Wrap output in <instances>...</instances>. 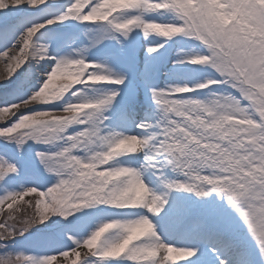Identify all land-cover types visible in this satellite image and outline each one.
Masks as SVG:
<instances>
[{
	"label": "rangeland",
	"instance_id": "374dc122",
	"mask_svg": "<svg viewBox=\"0 0 264 264\" xmlns=\"http://www.w3.org/2000/svg\"><path fill=\"white\" fill-rule=\"evenodd\" d=\"M55 16L24 107L55 105V70L64 97H87L73 128L68 112L0 115V264H156L160 227L161 264H264V0H65Z\"/></svg>",
	"mask_w": 264,
	"mask_h": 264
},
{
	"label": "bare ground",
	"instance_id": "6f19581e",
	"mask_svg": "<svg viewBox=\"0 0 264 264\" xmlns=\"http://www.w3.org/2000/svg\"><path fill=\"white\" fill-rule=\"evenodd\" d=\"M52 1L0 0V43L4 40L3 35H6L7 39L9 38L8 42L0 45V115L3 120L9 118V121L6 123L7 125L18 122V127L20 125L29 126L34 122L29 116L35 114L46 115L41 120L49 122L57 119L59 116L50 117L52 113L62 114L68 112L71 117L70 127L73 128L76 121L73 114L76 106L74 103L76 100H84L87 97L84 93H79L70 98L64 97L63 88L67 83L62 80L63 76L60 70H55V72L47 77V83L43 91L50 94L51 98L53 97L56 101L55 105L52 107L35 104L31 105V107H24L26 103L29 104L27 101H31L29 98L25 99L26 92L28 90L42 88V84L45 82V74L50 71L51 62H53V60L41 58L43 49L38 44V41L50 30V27H44V25L56 23L54 21L58 19L55 15L62 3L65 2V0ZM19 19L23 20L19 21ZM32 28H35V30L32 31ZM9 46L12 48L10 51L7 50ZM14 48L16 51H13ZM141 73L137 72L133 74L138 80H146L147 78L143 77ZM11 77L14 81L10 83L9 80ZM181 88L187 90L185 87ZM8 93L18 94V101L10 102L12 101L11 99L3 98ZM8 102L10 104H7ZM19 106H23V108L15 110ZM133 113H141V111L138 109ZM133 113L131 110H126V114L134 119L137 116L133 115ZM128 124L130 125V122ZM131 136L126 137L128 141H133ZM155 138L157 140L158 137L155 136ZM150 139L151 137H146L144 141L149 142ZM144 146L145 144L143 142H138V144L134 143L128 150V160L124 165L123 180L135 190L141 189L140 178L136 171L138 162H141V160H137L134 151L136 152L137 149H141ZM162 230L169 229L161 227L158 234L149 235L152 242L156 245L154 251H156V254H162L163 256L156 264H161L166 258L165 255L170 250H173L166 246L170 242L168 238H165ZM171 232L172 230H169V233ZM178 243L174 242L172 245L177 246ZM80 251L84 252V249L81 248Z\"/></svg>",
	"mask_w": 264,
	"mask_h": 264
},
{
	"label": "trees",
	"instance_id": "16d2710c",
	"mask_svg": "<svg viewBox=\"0 0 264 264\" xmlns=\"http://www.w3.org/2000/svg\"><path fill=\"white\" fill-rule=\"evenodd\" d=\"M4 214L6 215V218H9L10 217V223L9 224H18L19 222H17L18 220L21 221V220H24V219H29V217L27 216H22V215H19V214H12V213H9V212H4ZM29 222H32V219H30ZM16 226H19L16 225ZM11 235V232L10 231H7V229H4L2 227H0V238L2 237H10ZM0 246H1V243H0Z\"/></svg>",
	"mask_w": 264,
	"mask_h": 264
}]
</instances>
